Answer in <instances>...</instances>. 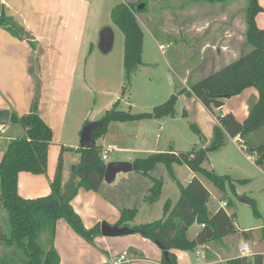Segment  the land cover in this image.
Segmentation results:
<instances>
[{
  "label": "crops",
  "instance_id": "0c3cea01",
  "mask_svg": "<svg viewBox=\"0 0 264 264\" xmlns=\"http://www.w3.org/2000/svg\"><path fill=\"white\" fill-rule=\"evenodd\" d=\"M118 1L121 3L128 0ZM102 2L103 0H99L98 3L96 0L95 2L94 0H0L6 15L22 29L21 34L15 36L0 28V111L7 110L9 117L11 113L22 116L30 112L35 102L37 114L53 135L47 151L46 173L34 175L20 172L17 176V192L23 199H37L50 194V182L55 176L60 157L63 166V188L70 179V167L79 162V154L75 150L81 148L79 144L81 131L86 124L92 123L89 119L93 113L92 111L83 113L86 107L83 102V92H85L83 85L86 83L87 75H82L81 72L86 67L93 47L87 30L90 18L94 16L99 3ZM130 2L138 4L139 0H130ZM155 2L156 0L139 4L136 14V19L141 21L143 31L142 63L147 45L144 28L148 27L151 28L149 37L158 50L163 49L159 40L165 38L168 47L170 49L173 47L177 55L184 60H179L184 71L182 81L184 84L191 72L188 66L184 65L193 62L197 55L204 58L202 65L209 69L207 75L219 71L243 55L240 52L247 45L244 37L245 20L239 21L243 27L240 39L235 35L234 26L238 20L230 14L231 7L214 10L216 5L212 7L189 5L185 8L184 4L188 2L187 0H173L176 8L174 14H169L167 11L166 15L160 18L152 13L155 7L161 8L156 6ZM118 3L114 4L111 10ZM258 3L264 9V0H258ZM263 16L264 12L256 17L259 28L264 24ZM24 33H27L28 38ZM188 88L189 86L186 90ZM242 95L249 96L250 101L254 103L257 100V93L253 88L246 89L233 98ZM117 99L116 97L114 102ZM231 99L224 101L220 113H231L237 121L243 122L250 107L247 108L245 100L241 99L234 108L228 104ZM184 114L187 115V112L185 111ZM160 121V119H152L128 123L113 122L109 124L107 134L95 141V146L100 148L101 156L106 157L104 161L108 160L107 155L113 151L118 156L111 162L133 164L139 159L134 156L140 151L139 149L152 146L156 142L153 128L158 126L161 131L162 125L169 123L168 119ZM24 136V129L19 125L11 124L10 120L5 125L0 124V160L8 142ZM163 136L169 143L168 152L181 153L176 150L177 140L173 135ZM233 140L237 141L238 138ZM204 147L205 144L201 148ZM150 151L149 154L160 153L163 150L153 148ZM158 165L147 177L133 171L120 172L111 183L103 180L96 192L80 190L72 201V207L80 216L84 226L88 229L101 222L113 226L123 209L133 208L137 209V215L130 223L131 226L160 220L164 203L170 200L174 205L179 197L174 202L170 198L165 200L163 185L157 202L149 204L144 201L152 186L151 179H162L157 174ZM172 170L175 172V168L172 167ZM190 172L191 177L187 184L192 178L198 179L195 173L191 170ZM175 178L182 186L187 185H183L176 175ZM208 192L211 197V192L209 190ZM217 210L218 206L212 213ZM208 211L211 213L209 208ZM159 216L160 219L157 218ZM191 227H195V234L192 238L188 237L194 239L201 227L197 224ZM133 235L114 238L100 235L91 245L73 232L64 220H58L53 246L59 256V264H109L111 258L119 256L123 251H129L130 248L136 249L139 255H131L129 252L130 264L143 261L144 256L148 258L145 259L146 262L162 264L161 249L151 243H149L151 245L141 243V239ZM227 237L220 242L212 241L200 246L203 250L201 264H225L231 258L241 257L238 247L237 252L232 254L231 247L225 243ZM253 245L256 249L255 242ZM11 252V249L4 248L0 244V258L11 255ZM253 252L258 253L256 250ZM174 254L178 264H183L182 261L184 262L185 259L186 262L188 261L186 252L174 251Z\"/></svg>",
  "mask_w": 264,
  "mask_h": 264
},
{
  "label": "trees",
  "instance_id": "16d2710c",
  "mask_svg": "<svg viewBox=\"0 0 264 264\" xmlns=\"http://www.w3.org/2000/svg\"><path fill=\"white\" fill-rule=\"evenodd\" d=\"M209 4L230 3L235 0H192ZM264 9L258 0H247L245 10V40L251 47L249 53L240 56L236 61L226 65L219 71L172 94L166 102L156 106L150 113L132 114L118 110V101L113 103L97 121L91 131L95 141L103 138L113 122L128 123L142 120L174 117L178 96L187 94L195 97L217 120L213 126L212 137L204 148L193 149L187 153L173 152L152 153L133 162V172L149 176L158 164H163L179 189V198L174 205L167 200L162 209V218L157 221L131 226L137 215V209H123L115 225L128 227L134 234L163 246L162 253L167 252V261L162 257V264H178L174 251L188 252L204 246L212 241L220 242L223 238L234 235L236 229L232 217L223 209L210 213L208 203L210 193L196 178H192L186 186H182L173 175L172 165H185L195 174L208 180L214 188L235 191L233 179L220 176L214 171L203 168L208 153L220 150L228 139L238 138L247 151L255 152L256 165L264 172V145L251 146L252 133L264 127V29L256 22L258 14ZM138 4L130 1L115 5L110 18L121 31L123 42L124 81L130 84L133 73L142 65L143 31L136 19ZM0 28L17 36L21 27L9 18L1 6ZM253 88L257 100L250 108L247 117L239 122L231 114L215 113L224 105L226 99L242 94L246 89ZM34 102L29 113L17 116L10 115V123L19 125L25 131L23 138L10 140L0 160V208L6 214L8 234L0 232V244L11 249V255L0 258V264H59V256L53 246L55 226L58 220H64L69 227L85 242L93 245L100 236V223L86 228L80 216L74 211L72 201L80 190L96 192L104 180L106 169L98 146L79 148V162L70 167V179L63 188L62 162L59 158L53 180L50 182V194L37 199H23L17 192V176L20 172L34 175L45 174L47 170V151L52 142V132L36 112ZM87 125V124H86ZM189 128L201 139L203 135L195 124ZM77 180V181H75ZM152 186L144 201L149 204L157 202L161 196L163 180L151 179ZM252 201V200H251ZM253 202V201H252ZM253 214L258 211L253 205ZM197 224L201 227L194 239L188 237V230ZM264 231V228L262 229ZM45 236L46 246L40 241ZM242 236L252 239L251 231H243ZM264 240V234L262 235ZM131 255L139 256L137 253ZM225 264H264V258L256 255L253 258L235 257Z\"/></svg>",
  "mask_w": 264,
  "mask_h": 264
},
{
  "label": "rangeland",
  "instance_id": "374dc122",
  "mask_svg": "<svg viewBox=\"0 0 264 264\" xmlns=\"http://www.w3.org/2000/svg\"><path fill=\"white\" fill-rule=\"evenodd\" d=\"M98 1L99 0H96L97 3ZM147 1L153 0H139L138 6ZM187 1L188 2L184 4L185 8L189 5H207L209 7L216 5L214 6L215 8H213L214 10L231 7L232 11H230V14L234 15L238 20L234 26L236 29L235 35L241 39L243 27L239 21L245 20L247 0H235L234 2L219 4L194 2L192 0ZM118 2V0H103L102 3H99L97 12L89 20L87 32L88 38H91V42H93L91 45V47H93L86 67L83 68L81 72L82 75H87L85 78L86 86L83 85V90H85V92H83V102L86 104L83 113L87 111H89V113L90 111L93 112L89 122L99 121L103 114L116 102H114L116 97L118 98L117 101L120 100L118 101V110L120 111L130 112L132 114L150 113L154 107L166 102L172 94H178L179 91L186 89L187 86L209 76L207 75L209 69L202 65L204 58L197 55L194 57L193 62L190 61L189 64L184 65L188 66L189 71H191L190 76L186 77L184 84L182 82L184 71L179 61L182 60L181 57L177 55L173 47L171 49L168 47L165 38L159 40L163 45V49L158 50L151 37H149L151 28L148 27L147 29L144 28L147 43L144 62L141 67L133 73L130 84H126L123 72L124 37L121 31L112 23L110 18L111 7ZM97 3L95 5H97ZM155 5L161 6V8L155 7L152 13L160 16V18L164 17L167 11L169 14H174L176 11L173 0H156ZM137 21L142 28L141 21L139 19ZM262 26H264V24L261 25V29L264 28ZM106 32L109 33L112 38V46H110L108 50H104L102 42V38L106 35ZM245 44H247L246 40ZM247 45L240 52L243 55L244 53L247 54L246 51L251 49V47ZM241 99L245 100L247 108L248 106L251 108L254 104L247 95L232 98L228 104L235 108L236 105L240 103ZM185 111L187 115L184 114ZM219 112V110L215 111V113ZM164 119H168L169 123L167 125H162L161 131H159L158 126L153 128V136L156 142L152 146L148 145V147L144 149H139L140 151L134 156L139 158L145 157L153 148L163 150L162 152H168L170 147H168L169 143L166 142V138L163 136L164 134H167V136L171 134L176 138V150H179L178 152L181 153L199 149L204 144L206 147V144L210 142L213 126L217 124L214 115L195 97L188 96L187 94H182L178 98L175 105L174 117L162 118L160 122H163ZM85 124L86 122L84 125ZM190 124H196L204 136L203 138L206 140L198 137L189 128ZM157 135L160 138L157 137ZM250 144L255 147L264 145V127L251 134ZM246 148L247 146L241 145L240 142L228 139L220 150L208 153V157L203 163V168L214 171L217 175L229 176L233 179L235 185L234 192L229 188L225 191H220L214 188V186L201 175L196 174L203 186L211 192L210 201L208 203V208L211 213L217 208L220 202L227 204V206L223 207V210L232 217L233 225L236 229L234 235H230L225 239L226 245L231 247L232 254L237 252L238 245L243 242L247 243L252 251L256 250L258 253L264 252V240L262 237L264 234V231H262L264 228V172L255 163L257 159L256 153H250ZM117 156L116 152L111 151V153L107 155L108 160L105 161L106 165L110 163L111 160H116ZM172 167L175 168V172L173 170V175H176L177 179L183 185H186L191 177L189 168L185 165L177 164L172 165ZM157 169L158 176L162 177L163 180L164 199L170 198L174 202L176 198L179 197V189L176 183L168 174L164 165H158ZM243 199L252 200L253 202L252 204H248L243 202ZM253 205H255L258 211V216L253 214ZM4 213L5 212L0 210V231L8 234L7 222L4 223V220L6 221V214ZM157 218L160 219V216ZM243 231H251L254 239L246 240L242 236ZM194 234L195 227H191L188 236L192 238ZM135 236L141 239V243H151L155 245V243L141 237L139 234H134L133 237ZM40 241L45 247L46 241L43 234L41 235ZM253 242L257 245L256 249ZM12 250L15 251L14 249ZM197 252H199L198 256ZM202 252L203 250L201 247L186 252L188 261L186 262V259H183L184 262L182 261V263L201 264L203 259ZM145 259L148 258L144 256V259H142L143 261L135 262V264H151V262H146Z\"/></svg>",
  "mask_w": 264,
  "mask_h": 264
},
{
  "label": "water",
  "instance_id": "95a60500",
  "mask_svg": "<svg viewBox=\"0 0 264 264\" xmlns=\"http://www.w3.org/2000/svg\"><path fill=\"white\" fill-rule=\"evenodd\" d=\"M0 14H1V4H0ZM27 36V33H24ZM103 42V48L104 50H108L111 46V36L109 33L106 32V35L102 38ZM9 112L7 110L0 111V124L5 125L9 121ZM97 126L96 122H92L87 124L81 131L80 135V146L81 148H92L95 146V140L91 138V131L95 129ZM133 164L131 163H126V162H110L106 165L105 173H104V181L106 183H111L114 179L117 173L120 172H130L133 171ZM243 202H246L248 204H252L251 200L248 199H243ZM100 234L103 237H109V238H114V237H123V236H128L131 234H134L133 230L128 228V227H118L117 225H109L106 222H101L100 223ZM155 245L159 247L160 249L163 250V246L155 242ZM129 252L131 253H138L136 249L130 248ZM163 257L167 261L168 256L167 252H163Z\"/></svg>",
  "mask_w": 264,
  "mask_h": 264
},
{
  "label": "built area",
  "instance_id": "2783aa9c",
  "mask_svg": "<svg viewBox=\"0 0 264 264\" xmlns=\"http://www.w3.org/2000/svg\"><path fill=\"white\" fill-rule=\"evenodd\" d=\"M106 157L102 156V159L104 160ZM227 206L226 203L220 202L218 205L219 209H223V207ZM239 254L241 257H247V258H253L256 255H261L264 258V252L263 253H255L250 250L247 243L243 242L239 244L238 246ZM129 251H123L119 256L111 258L109 261V264H130L131 261L128 259Z\"/></svg>",
  "mask_w": 264,
  "mask_h": 264
}]
</instances>
